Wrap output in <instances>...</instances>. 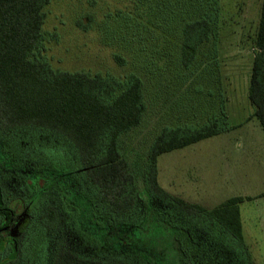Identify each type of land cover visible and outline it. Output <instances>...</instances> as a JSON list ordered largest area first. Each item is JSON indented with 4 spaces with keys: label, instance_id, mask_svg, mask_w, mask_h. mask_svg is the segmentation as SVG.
<instances>
[{
    "label": "rangeland",
    "instance_id": "rangeland-1",
    "mask_svg": "<svg viewBox=\"0 0 264 264\" xmlns=\"http://www.w3.org/2000/svg\"><path fill=\"white\" fill-rule=\"evenodd\" d=\"M209 1L51 0L45 9V54L55 70L101 74L121 81L135 74L142 79L147 104L144 120L123 142L144 209L153 201L144 186L143 170L156 135L165 127L201 125L219 117L223 102L228 130L160 156L158 181L171 195L207 209L233 197L252 198L240 205L245 243L252 264H264V197H259L264 194V131L248 98L262 0H220L217 38L201 48L196 63L187 69L181 58L183 27L201 18ZM37 137L41 142L52 139L47 134ZM4 139L8 140L6 147L0 144L4 155L7 152L16 164V158L23 156L22 166L6 178V189L12 198L31 203L24 210L15 202L16 225L6 236L30 238L32 264H40L49 254L41 251V235L30 231L28 221L36 215L41 223L46 202L60 201L64 213L56 231L44 233L52 242L51 256L62 242L76 254L97 256L94 250H79L80 238L69 227L68 193L54 184L48 194L45 187L52 176L42 171L53 168L48 158L29 155L27 143ZM69 160L68 164H75ZM56 161L51 156L49 163ZM1 172L5 176L0 168ZM151 232L147 229L146 235L151 238L156 264H186L187 260L190 264H234L233 260L243 264L221 238L208 240L211 250L205 253L178 225L168 228L158 222Z\"/></svg>",
    "mask_w": 264,
    "mask_h": 264
},
{
    "label": "trees",
    "instance_id": "trees-1",
    "mask_svg": "<svg viewBox=\"0 0 264 264\" xmlns=\"http://www.w3.org/2000/svg\"><path fill=\"white\" fill-rule=\"evenodd\" d=\"M50 3L0 0V139L8 143L5 136L27 143L29 155L48 158L53 168L42 169L52 176L45 187L48 194L54 184L68 193L69 227L80 238L79 250L91 249L97 256L76 254L62 242L45 264H156L146 233L147 229L153 232L158 222L168 228L178 225L205 253L211 250L208 240L221 238L235 259L252 264L240 210V205L252 198L233 197L207 209L171 195L158 181L160 156L228 130L223 102L219 117L201 125L165 127L156 135L143 170L144 186L153 201L144 209L136 175L124 157L123 142V137L144 120L143 81L135 74L121 81L101 74L55 70L45 54V9ZM219 3L210 0L200 19L184 25L181 58L185 68H191L201 48L215 40ZM254 49L248 98L264 131V0ZM43 134L52 139L41 142L37 135ZM51 156L58 161L50 164ZM22 157L16 158L18 164L10 158L3 165L16 170L22 166ZM49 201L39 228L43 237L56 231L64 213L60 201ZM37 219L36 215L32 218ZM96 243L99 248L94 249ZM186 264H190L188 260Z\"/></svg>",
    "mask_w": 264,
    "mask_h": 264
},
{
    "label": "flooded vegetation",
    "instance_id": "flooded-vegetation-1",
    "mask_svg": "<svg viewBox=\"0 0 264 264\" xmlns=\"http://www.w3.org/2000/svg\"><path fill=\"white\" fill-rule=\"evenodd\" d=\"M0 144L6 147L7 143H4L3 141ZM5 156H8L6 160H10L11 157L7 155V152H5L4 155L3 150H1L0 148V168L5 171V176L4 173H0V211H2V213L0 212V264H32L35 260L31 259V255H29V253L31 254V239L23 235L8 238L5 234L11 232L16 225V219L18 215L16 217L15 202H19L20 204H22V209L24 210H28L27 206L31 204L28 201L27 205V202L20 198H12V194H10L8 189H6V186L8 185V179L6 178L13 173V168H8L3 165L6 158ZM28 222V227L29 229L31 228L30 231L35 234L41 235V231L37 226L39 225V228H41L40 225H42L43 222L40 223L34 221L32 220V217H30V220ZM41 239L43 242V244L41 245V251L43 252V250L45 249V252H47L50 257L52 242H50L47 237H43L42 235ZM47 258L48 257L43 258L44 260L41 263L45 264Z\"/></svg>",
    "mask_w": 264,
    "mask_h": 264
},
{
    "label": "crops",
    "instance_id": "crops-1",
    "mask_svg": "<svg viewBox=\"0 0 264 264\" xmlns=\"http://www.w3.org/2000/svg\"><path fill=\"white\" fill-rule=\"evenodd\" d=\"M259 197H264V194H261ZM191 203H195V202H191ZM241 216H242V213H241ZM242 223H243V220H242ZM243 234H244V225H243ZM244 238H245V234H244Z\"/></svg>",
    "mask_w": 264,
    "mask_h": 264
}]
</instances>
